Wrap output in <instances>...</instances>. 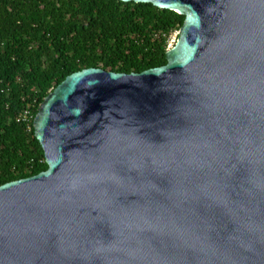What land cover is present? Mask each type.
<instances>
[{
    "label": "water",
    "instance_id": "1",
    "mask_svg": "<svg viewBox=\"0 0 264 264\" xmlns=\"http://www.w3.org/2000/svg\"><path fill=\"white\" fill-rule=\"evenodd\" d=\"M183 17L166 64L66 76L45 171L0 185V264H264V0H116Z\"/></svg>",
    "mask_w": 264,
    "mask_h": 264
},
{
    "label": "trees",
    "instance_id": "2",
    "mask_svg": "<svg viewBox=\"0 0 264 264\" xmlns=\"http://www.w3.org/2000/svg\"><path fill=\"white\" fill-rule=\"evenodd\" d=\"M78 19L82 23L74 24ZM152 21L154 31L167 34L179 30L183 17L150 4L116 0H0V169L4 170L0 185L46 170L45 161L39 163L35 156L44 159L32 121L48 93L69 74L95 68L87 55L97 44L107 46L114 39L123 50L129 31L146 41L143 26ZM47 45L52 51L45 50ZM164 46L165 39L147 43L140 60L135 53L139 50L133 49L119 73L165 65ZM125 57L118 53L119 59ZM27 105L31 109L29 130L26 123L16 122ZM26 166L28 174L10 172L12 167Z\"/></svg>",
    "mask_w": 264,
    "mask_h": 264
},
{
    "label": "rangeland",
    "instance_id": "3",
    "mask_svg": "<svg viewBox=\"0 0 264 264\" xmlns=\"http://www.w3.org/2000/svg\"><path fill=\"white\" fill-rule=\"evenodd\" d=\"M131 8V7H130ZM79 23L81 24L82 22L80 21V19H78V21H75L74 24ZM153 25V21L152 22H147L144 24V28H143V32L145 33V35L147 36L146 41L149 45H151L154 42H159L162 39H165V46L164 49L165 51H167L170 47L173 46L176 38H177V32L176 30H172L170 32H168L167 34L164 33H160V32H156L153 30L152 28ZM126 37H125V45H124V49H119L117 47V43L115 42L114 39L111 40L110 42H108V44L105 45H98L96 47H94L93 50H91V52L89 53V58L91 60V62L93 64H95L97 67L106 69L108 71L111 72H116L119 73L121 72L126 65V61L127 59V55L129 54L130 51L135 52L137 51V49L139 50L138 54L137 52V59L140 60L141 59V52H143V49H145L147 47V43L146 41H142V39H138V36L136 34V32L132 31V32H127L126 33ZM132 44V48H130V45ZM45 50L47 51H52L50 46H44ZM51 49V50H50ZM133 49L135 51H133ZM123 52L126 57L125 58H118V53ZM51 56H53V54H51ZM83 66V65H81ZM30 91H34L32 87L29 88ZM39 154H36L35 156L37 157L36 159H39L38 162L41 163L42 159L40 156H38ZM43 156V154H42ZM30 171V169L26 166L23 169H18V168H14L12 167L10 169V172L14 175H18L20 173L23 174H28ZM3 169H0V178L3 177Z\"/></svg>",
    "mask_w": 264,
    "mask_h": 264
},
{
    "label": "built area",
    "instance_id": "4",
    "mask_svg": "<svg viewBox=\"0 0 264 264\" xmlns=\"http://www.w3.org/2000/svg\"><path fill=\"white\" fill-rule=\"evenodd\" d=\"M31 109H30V105H27L26 108L22 111V113H20L16 119V122H20V123H26L27 124V128L29 130V123H30V118H31V113H30ZM44 159H42L43 161ZM41 161V162H42Z\"/></svg>",
    "mask_w": 264,
    "mask_h": 264
}]
</instances>
